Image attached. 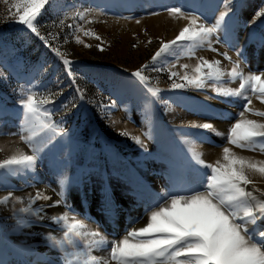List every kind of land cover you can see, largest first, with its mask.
Returning <instances> with one entry per match:
<instances>
[{"label": "rangeland", "instance_id": "1", "mask_svg": "<svg viewBox=\"0 0 264 264\" xmlns=\"http://www.w3.org/2000/svg\"><path fill=\"white\" fill-rule=\"evenodd\" d=\"M171 7H180L208 26L227 13L212 38L217 51L207 43L200 48L186 40L153 66L151 57L160 42L173 40L189 24L179 14H169ZM14 13L13 0H0V161L34 153L36 161L31 169L0 168V198L12 193L6 204H0V264H28L22 253L46 238L54 244L57 259L42 256L39 262L65 264L76 255L83 261L87 252L83 242L99 239L88 234L93 231L105 243L94 247L92 255L108 258L110 242L124 238L133 226L146 224L155 206L171 195L203 190L199 183L209 170L200 169L194 155L215 163L221 160L223 147H232L241 156L264 160L258 151H242L226 141L227 130L240 118L246 101L216 95L217 90L239 88V78L226 75L237 60L243 61L238 71L245 76L264 73V14L258 15L264 13V0H52L35 24L50 46L16 23ZM77 13H84V18ZM89 31L94 35H85ZM224 52L231 60L218 54ZM200 57L219 61L223 80H208L202 89H172L173 80L184 83L180 77L197 75ZM65 59L72 61L71 74ZM144 64L150 65L143 73L147 87L131 75ZM170 72L179 76L169 79ZM148 88L159 94L152 95ZM33 93L38 101L53 100L43 106L49 115L26 117L19 100ZM244 95L251 98L253 109L245 116L264 122L254 114L264 111V103L250 91ZM204 123L214 125V130L193 126ZM44 124L54 125V131ZM125 131L128 135L121 134ZM21 136L31 137V143ZM254 181L264 191V177L258 175ZM105 190L111 196L110 213L103 203ZM38 191L51 199L31 203ZM56 200L61 201L58 206L47 207ZM66 207L67 223L74 214L86 226L85 234L75 244L55 245L50 234L61 240L66 229L64 222L58 225L52 217L63 214ZM21 208L30 210L20 212ZM20 219L25 224L20 225ZM258 225L264 231V219Z\"/></svg>", "mask_w": 264, "mask_h": 264}, {"label": "snow or ice", "instance_id": "2", "mask_svg": "<svg viewBox=\"0 0 264 264\" xmlns=\"http://www.w3.org/2000/svg\"><path fill=\"white\" fill-rule=\"evenodd\" d=\"M52 0H13L15 8L14 19L16 23L25 25L27 29L40 36L35 24L38 18L47 11ZM167 11L169 14H179L189 20V24L183 27L179 34L167 42L161 41L159 49L151 57V64L154 66L162 57L172 54L173 49L183 41H192L196 47L202 48L207 43L211 51H217L212 47L213 36L220 31L221 24L227 13L221 15L211 26L205 23H198L201 18L193 14L185 15L180 7H171ZM155 14V13H153ZM264 13H258V15ZM80 19L84 18V13H77ZM13 18L12 16L9 17ZM139 23V21H137ZM72 27V25H69ZM85 35H94L92 32H85ZM45 45L50 46L47 38L40 36ZM100 40L99 36H96ZM77 42L80 41L77 39ZM219 42L218 40L216 41ZM86 47L88 45H85ZM97 47L103 51L101 45ZM59 55V51L54 49ZM194 55V52L192 53ZM225 59L231 60L227 52L218 53ZM238 55H242L238 52ZM202 63H198L194 77L185 74L180 77L184 83H176L173 80L172 89H182L188 86L202 89L208 80H223L224 73L219 68V61H208L203 57L199 58ZM243 61L237 60L232 70L226 75L235 80L239 78V88L228 91H216L217 96L242 98L246 102L242 104L244 111H241L230 125L226 133L228 144L242 151H258L264 154V122L248 119L245 113L253 112L249 107L252 100L244 95L250 91L256 99L264 103V73L257 75L251 73L247 76L242 71H238ZM66 70L71 74L72 61L64 60ZM213 64L216 68H213ZM208 71H202L203 67ZM150 67L149 64L142 65L139 69L131 73L133 77L143 83L146 87L148 77L143 73ZM187 68V65H181ZM153 70L160 71L161 68ZM177 72H170L169 79L177 77ZM152 95H158L159 90L153 91L148 88ZM50 98L37 100L35 94H27L26 98L19 100L26 117L39 119V114L49 115L43 107L52 103ZM257 116L264 117V111H256ZM194 127L209 131L214 130V125L209 123L193 125ZM43 127L54 131V125L44 124ZM122 135L128 133L122 132ZM216 134L224 136V133ZM31 137L21 136L25 143H31ZM136 143L143 144L139 137H133ZM193 159L200 169L209 170L203 173L204 179L200 181V191L194 190L190 194L171 195L170 200L164 204L155 206L147 215V223L141 227L133 226L126 231L125 237L119 241H111V249L108 258H101L92 255V249L105 243L99 232L88 233L92 239L84 241V254L86 259L80 260L76 255L72 260H65V264H264V231L259 230L258 220L264 219V191L255 186L252 175L259 174L264 177V160H255L251 157L238 155L232 147H223V162L216 160L215 163H206L202 155H194ZM36 161L35 153L32 155L23 154L0 161V168L5 169H31ZM252 185L248 190L247 186ZM256 193H260L258 197ZM103 203L107 212L112 211L110 193L105 190L102 193ZM12 197V193L0 198V204H6ZM16 197V200H21ZM38 199L50 200L51 197L37 192L34 197H30V202L35 203ZM255 201V203H252ZM61 201H53L47 207L58 206ZM29 208H21L20 212H28ZM39 211V210H37ZM70 210L66 207L65 212L52 219L58 224L64 222L66 230L63 231L61 240L49 236L56 245L75 244L77 239L84 235L86 226L83 221L71 216V223H67ZM19 224H24L23 219L18 220Z\"/></svg>", "mask_w": 264, "mask_h": 264}, {"label": "bare ground", "instance_id": "3", "mask_svg": "<svg viewBox=\"0 0 264 264\" xmlns=\"http://www.w3.org/2000/svg\"><path fill=\"white\" fill-rule=\"evenodd\" d=\"M181 26V25H180ZM179 116V115H178ZM183 116V115H182ZM186 118V117H185ZM248 118V117H247ZM187 119V118H186ZM248 119H250V118H248ZM251 119H255V120H258V121H260L259 119H257V118H251ZM195 122V121H194ZM196 123V122H195ZM8 141V140H7ZM10 141V140H9ZM5 144V143H4ZM8 146V145H7ZM17 146V145H16ZM11 147V146H10ZM8 148V147H7ZM7 148H6V150H7ZM13 149V148H12ZM23 149V148H22ZM218 149V148H217ZM25 150V149H24ZM220 150V149H219ZM219 150H217V151H219ZM16 151V150H15ZM21 151V150H20ZM208 151H210V150H207V152ZM214 151H216V150H214ZM221 151V150H220ZM223 151V150H222ZM11 151H9V153H10ZM14 152V151H13ZM12 152V153H13ZM213 152V151H212ZM239 152V151H238ZM238 152H237V154H238ZM12 153H11V155H12ZM223 153V152H222ZM241 153V152H240ZM15 154H18V153H15ZM21 154V153H20ZM217 156H218V154H220V153H215ZM14 155V154H13ZM238 155H241V154H238ZM10 157V156H9ZM220 159H221V162H223V156H220ZM70 175V174H69ZM259 174L257 173V174H255V175H252L251 176V178L253 179V180H255L256 178H257V176H258ZM37 178V177H36ZM39 178V177H38ZM29 181V180H28ZM257 181V180H256ZM256 183V182H255ZM258 184V183H257ZM260 184V183H259ZM258 184V185H259ZM5 185V184H4ZM257 185V186H258ZM1 187H3L2 185H1ZM14 187V186H13ZM262 187V186H261ZM5 188V187H4ZM36 188L38 189V190H43L42 188H43V186H41V185H37L36 186ZM35 189V188H34ZM47 189V188H46ZM45 189V190H46ZM263 190H264V188H263ZM37 191V190H36ZM17 193H19V192H17ZM27 193V192H26ZM48 193V192H47ZM7 194V193H6ZM25 194V193H24ZM22 195V194H21ZM20 196V195H19ZM26 196H28V195H26ZM26 198V197H25ZM12 200V199H11ZM14 200H15V198H14ZM43 201V200H42ZM45 206V205H44ZM54 212V211H53ZM56 212V211H55ZM35 215V214H34ZM36 216V215H35ZM58 216V215H57ZM39 219V218H38ZM50 219V218H49ZM33 220V219H32ZM37 220V219H36ZM34 221V220H33ZM44 221V220H43ZM53 221V220H52ZM71 221V220H70ZM26 222V221H25ZM63 223V222H62ZM25 224V223H24ZM21 225V224H20ZM59 225V224H58ZM21 227H23V226H21ZM25 230V229H24ZM36 230V229H35ZM40 230V229H39ZM25 232V231H24ZM49 232V231H48ZM52 232V231H51ZM56 233V232H55ZM59 236H61V235H59ZM40 238V237H39ZM47 239V238H46ZM46 239H39L38 241H36L35 243H33V244H31V246H30V251H28L27 253H22V256H24L25 257V259L28 261V264H47L46 262H39L40 260H41V257L42 256H45L46 258H48V259H50V260H52V259H57V257H56V255H55V249H54V244L53 245H51L50 243H49V241H47ZM51 242V241H50ZM29 245V244H28ZM56 245V244H55ZM29 247V246H28ZM35 253H37V256H38V258H36V259H34L33 260V256L35 255ZM21 256V257H22ZM58 256V255H57ZM20 258H19V260L18 259H16V261L17 262H20Z\"/></svg>", "mask_w": 264, "mask_h": 264}]
</instances>
